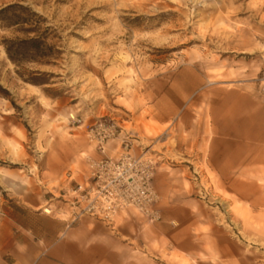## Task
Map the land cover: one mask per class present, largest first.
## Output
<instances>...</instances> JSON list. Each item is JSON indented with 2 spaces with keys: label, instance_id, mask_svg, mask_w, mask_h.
Here are the masks:
<instances>
[{
  "label": "rangeland",
  "instance_id": "1",
  "mask_svg": "<svg viewBox=\"0 0 264 264\" xmlns=\"http://www.w3.org/2000/svg\"><path fill=\"white\" fill-rule=\"evenodd\" d=\"M10 5L41 19L30 17L39 30L29 36L27 26L0 21V185L11 189L0 186V210L15 202L33 212L50 207L44 214L69 221L75 211L63 200L66 176L81 180L84 157L94 154L85 130L111 117L155 155L167 150L172 198L198 205L196 235L225 239L220 261L206 239L193 257L156 247L160 264H264V167L230 177L248 186L239 197L206 165L170 152L177 137L194 140L203 126L209 132L215 91L249 94L264 109V0H0V10ZM14 13L27 16L16 10L6 17ZM35 35L54 50L48 64L28 60L34 54L13 63L8 42ZM169 89L182 101L174 118L181 130L168 136L171 123L161 126L153 115Z\"/></svg>",
  "mask_w": 264,
  "mask_h": 264
},
{
  "label": "crops",
  "instance_id": "2",
  "mask_svg": "<svg viewBox=\"0 0 264 264\" xmlns=\"http://www.w3.org/2000/svg\"><path fill=\"white\" fill-rule=\"evenodd\" d=\"M162 96L153 118L161 126L171 123L166 129L169 136L170 131L181 130L174 118L182 99L173 89ZM212 97L207 110L209 132L203 126L194 140L177 137L170 152L183 154L188 163L206 165L223 187L228 183L230 193L241 197V190L248 186L232 183L230 177L243 169L257 171L258 167H264V109L251 95L242 92L215 91ZM163 101L170 104L163 106ZM184 116L193 119L191 111ZM189 128L185 124L183 133H188ZM191 145L193 155L187 153ZM165 153L164 149L157 155L161 161L153 182L159 197L160 222L148 224L133 209L115 217L111 225L87 216L73 222L46 215L51 213L50 207L43 209L44 214L29 211L15 202V208L0 210V264H160L162 253L156 247L164 244L168 254L176 251L193 257L206 239L220 261L226 255L225 239L213 233L208 237L196 235L193 231L201 224V215L193 209L198 205L193 199H178L176 195L172 198L175 185L164 167L170 165ZM173 167L176 168L172 170L179 169ZM184 168L189 170L190 166L180 169ZM8 186L13 187V183Z\"/></svg>",
  "mask_w": 264,
  "mask_h": 264
},
{
  "label": "built area",
  "instance_id": "3",
  "mask_svg": "<svg viewBox=\"0 0 264 264\" xmlns=\"http://www.w3.org/2000/svg\"><path fill=\"white\" fill-rule=\"evenodd\" d=\"M85 133L94 154L84 157L87 167L80 181L67 174L63 196L75 211L72 221L87 216L111 225L115 217L133 209L148 224L158 223L159 197L153 187L157 155L139 145L137 133L115 118L98 119Z\"/></svg>",
  "mask_w": 264,
  "mask_h": 264
},
{
  "label": "trees",
  "instance_id": "4",
  "mask_svg": "<svg viewBox=\"0 0 264 264\" xmlns=\"http://www.w3.org/2000/svg\"><path fill=\"white\" fill-rule=\"evenodd\" d=\"M16 10H23L26 12L27 16H19L14 13L12 17H6L7 14ZM35 16L41 19V17L33 13L29 8L20 5H10L0 10V21L5 22L9 26H27L26 29H22V32L28 36L32 33H37V30H39L36 25L31 23L30 17ZM8 43L9 45L5 46L7 56L13 63L17 64L22 61V59L19 58H25V56H29L30 54H34V57L29 56L28 60H38L37 62L48 64L49 60L52 58V54H54V50L44 43L43 37L40 35L27 37L23 40L9 41ZM55 52L58 53L57 51ZM35 74L47 75L40 72H36Z\"/></svg>",
  "mask_w": 264,
  "mask_h": 264
},
{
  "label": "bare ground",
  "instance_id": "5",
  "mask_svg": "<svg viewBox=\"0 0 264 264\" xmlns=\"http://www.w3.org/2000/svg\"><path fill=\"white\" fill-rule=\"evenodd\" d=\"M30 88H31V89H34V87H31V86H30ZM71 120H74V117H73Z\"/></svg>",
  "mask_w": 264,
  "mask_h": 264
}]
</instances>
